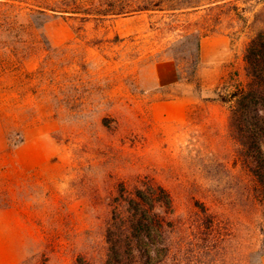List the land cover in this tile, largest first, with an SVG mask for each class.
<instances>
[{
  "label": "rangeland",
  "instance_id": "1",
  "mask_svg": "<svg viewBox=\"0 0 264 264\" xmlns=\"http://www.w3.org/2000/svg\"><path fill=\"white\" fill-rule=\"evenodd\" d=\"M15 6L0 18V264H109V228L125 240L126 201L151 185L172 207L140 243L153 259L132 264H264L262 188L219 100L249 82L264 0Z\"/></svg>",
  "mask_w": 264,
  "mask_h": 264
},
{
  "label": "trees",
  "instance_id": "2",
  "mask_svg": "<svg viewBox=\"0 0 264 264\" xmlns=\"http://www.w3.org/2000/svg\"><path fill=\"white\" fill-rule=\"evenodd\" d=\"M22 0H0V18L15 11L16 2ZM192 6L196 8L199 5ZM35 13L43 14L45 9L39 6ZM149 10L150 8H144ZM57 11L55 9H50ZM110 10L105 15L110 14ZM115 14V13H114ZM16 17L20 14L15 13ZM206 35L200 34L197 42L198 57L188 78L194 82L200 63L201 39ZM245 61L249 82L245 87H237L230 98L219 99L225 103H232L230 121L235 138L241 148V154L245 157L248 166L262 188L264 201V29L260 30L248 43L245 49ZM179 76L182 74L179 69ZM128 214L124 226L125 242L120 241L116 232L115 221L109 228V243L111 255L109 264H123L128 261L126 255L132 257L135 251H141L146 261L153 259L154 248L147 250L140 248L144 238L153 239L156 234L155 208L159 203H164L168 208L172 207V199L169 192L162 186H147L139 189L136 194L127 201ZM124 242V244H123ZM123 244V245H122ZM145 251V253L143 252ZM135 257V256H134ZM121 260V261H120ZM133 263L135 260H133ZM146 264V262H144Z\"/></svg>",
  "mask_w": 264,
  "mask_h": 264
}]
</instances>
